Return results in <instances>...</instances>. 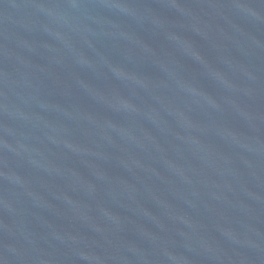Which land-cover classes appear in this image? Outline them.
Returning a JSON list of instances; mask_svg holds the SVG:
<instances>
[{
	"label": "water",
	"instance_id": "obj_1",
	"mask_svg": "<svg viewBox=\"0 0 264 264\" xmlns=\"http://www.w3.org/2000/svg\"><path fill=\"white\" fill-rule=\"evenodd\" d=\"M0 264H264V0H0Z\"/></svg>",
	"mask_w": 264,
	"mask_h": 264
}]
</instances>
